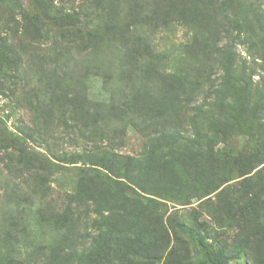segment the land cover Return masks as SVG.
<instances>
[{
	"label": "trees",
	"instance_id": "trees-1",
	"mask_svg": "<svg viewBox=\"0 0 264 264\" xmlns=\"http://www.w3.org/2000/svg\"><path fill=\"white\" fill-rule=\"evenodd\" d=\"M9 1L0 0V11L8 12L14 9ZM102 1L107 2V0H38L37 3L42 4L49 13L51 33L62 28L74 35L75 31L83 33L88 28L87 25H79L84 19L82 12L85 7L90 3ZM118 1L134 3L137 5L135 8L138 6L145 8L148 14L147 21L140 24L142 28L148 26L147 34L137 36L139 27L134 23L130 24L128 31L129 35L131 32L135 36L132 43L117 36L102 38L98 42L97 38L95 45H98L93 50L75 52L62 50L60 44L65 36L57 38L58 36L52 34L54 37L50 47L54 65L52 70L67 75L74 68L91 67L88 73H91L101 85V94L104 96L94 102L91 101L85 84L82 93L76 94L70 92L72 90L62 89L59 96L61 106L64 109L72 107L70 113L78 118L74 120L78 126L86 129V125L78 122L81 108L88 116L94 111L99 115V119L94 123L95 125L97 123L98 128L93 127L97 133L100 130L110 131L111 121L116 116H130L128 122L138 127L140 123L135 122V117L136 112L140 110L139 112L144 115L142 116L144 127L140 128L148 132L146 146L139 156L123 155L109 146L106 148L98 144L91 145L86 141L81 150L70 151L52 146L48 139L40 140L33 124L17 125V135L10 138L16 146L5 149L0 147V150L6 151L10 157L9 161L15 163L8 168H15L27 176L30 175L32 183L28 184L30 189L24 194L18 191L22 190L20 185L17 186L13 193L15 196L9 199L8 192L1 203L0 264H99V259H110L115 250L111 247L105 252L99 250V246L106 244L105 240L103 245H99L102 236L93 237L92 229L85 235L80 234V216L74 214L73 208L78 211L79 207L88 206L87 211L95 215L91 218L89 227L103 225L106 229L119 224L117 214L135 215L136 211L112 197L115 191L130 187L143 197L149 194L150 196L146 197L170 198L163 187L171 179L174 180V186H181L179 166L184 168L189 179L196 178L195 182L201 184L199 186L201 189L205 188L204 184L209 183L208 179L219 181L218 176L214 175L211 178L210 174L204 175L202 171L191 168L192 165L203 166L204 163L195 161L199 154L197 149L189 147L187 151L172 152L169 155L164 149L168 146L171 152L169 145L197 144L201 145L200 149L206 147L211 155L209 148L214 151L218 149L216 147L219 143H225L228 137L225 132L228 128H234L237 124L242 125V115L245 113L242 107L247 99L251 111L248 117L250 128H253L251 121H254L255 116H259L264 109V100L257 99L264 98V80L262 82L254 80V75L258 74V62L264 59V0H191L188 2L189 6L194 15L199 16L195 19V24L197 26L203 24L206 27L205 31L211 30L209 50H205V55L202 56H198L200 50L198 54L193 50H189L190 54H184L183 50L180 53L175 52L173 57L164 51L157 53L152 45L156 41L159 28L169 26L171 20L176 22L173 26L180 25L177 20L167 16L169 12L164 11L166 5L169 7L175 4L174 0ZM18 3L16 8L24 20L32 16L27 11L25 2ZM84 34L85 32L81 36V43L77 42L80 46L86 45ZM142 44L145 46L143 49L140 48ZM239 44L244 46L245 55L236 50ZM194 57L199 58V61H190ZM66 69L68 71H65ZM81 77L84 78L83 75ZM254 95L256 98L252 101L251 97ZM54 99L50 103L51 107L58 100ZM86 104H90V108L85 107ZM188 104L189 111L186 113ZM106 105L109 111L107 118L102 116L103 107ZM122 106H125L129 115H126V112L118 113V110L124 111ZM137 107H140L139 110ZM10 111L12 115L19 112L14 105ZM105 124L107 127L103 128ZM113 131L115 132V129ZM84 134L88 137L85 132ZM29 139L36 145L43 146L46 153L29 147L27 145ZM228 155L236 163L239 162L233 154L227 153ZM209 161L213 162L210 157ZM78 162L82 165L77 168L79 180L73 188L66 191L65 206L59 210L50 205V202H53L51 195L55 193L57 187L51 182L55 181L56 168ZM103 169L108 173L101 174ZM136 169L149 174V181H142L140 184L133 182L131 176L138 177ZM213 174L215 172H212ZM167 175L171 178L164 181ZM110 181L114 182L113 188L117 190L110 188L102 193L95 188L99 184H107L109 187L110 184L107 182ZM135 187L139 190L137 191ZM49 195L50 200H45ZM125 198L129 200L127 196ZM134 202L138 205L137 210L146 209L138 199ZM4 221H9L12 227L18 225L21 229L15 227L7 229L6 234ZM171 223L201 254L200 258L190 264H229L233 257L244 253L239 247L231 249L213 243L207 232L203 230L197 232L183 221L171 220ZM106 235L104 239H108L107 243L113 240V237H110L114 236L112 232H106ZM130 252L135 254L133 251Z\"/></svg>",
	"mask_w": 264,
	"mask_h": 264
},
{
	"label": "rangeland",
	"instance_id": "rangeland-1",
	"mask_svg": "<svg viewBox=\"0 0 264 264\" xmlns=\"http://www.w3.org/2000/svg\"><path fill=\"white\" fill-rule=\"evenodd\" d=\"M20 1L25 2L27 11L32 14L25 20L16 8ZM20 1L10 0L9 4L14 9L8 12L0 11V138L4 139L0 140V147L5 149L16 146L10 138L17 135V125L30 124L32 126L33 124L37 137L40 140H50L52 146L57 148L70 151L81 150L86 141L91 145L98 144L106 148L109 146L123 155H141L146 146L148 132L140 128L144 127L142 123L144 115L139 112L140 107H137L139 111L136 112L135 117V122L140 123L138 127L128 122L130 116H116L111 121L110 131L101 132L100 130L97 133L93 127L98 128L97 123L96 125L94 123L99 119V115L94 111L88 116L85 111L83 112V108L80 109L81 117L78 122L86 125V129L78 126L74 121L78 118L70 113L72 107L64 109L61 106L62 101L59 96L62 89L72 90L70 92L76 94L82 93L85 84L89 97L94 102L104 96L101 94V85L91 73H88L91 67H77L67 75L55 73L52 70L54 65L50 47L54 38L52 34L58 36L57 38L65 36L61 44L59 43L60 48L72 52L93 50L98 45H95L97 38L98 42L102 38L109 39L117 36L132 43L135 36L131 32V36L128 34L130 24L135 23L139 27L137 36H145L148 32L146 31L148 26L142 28L140 24L147 21L146 15L148 14L145 8L139 6L135 8L137 5L134 3L118 0L88 4L82 12L84 18L82 24H79L88 26L84 30L86 45L80 46L77 42L81 41L84 32L75 31L74 35H71L70 32L61 28L51 33L52 28L48 21L47 9L37 3L38 0ZM173 2L175 4L170 5L171 7L166 5L164 11L169 12L167 16L177 20L180 25L173 26L176 22L171 20L169 26L159 28L152 48L157 53L164 51L170 57H173L175 52L180 53L183 50L184 54H190L189 50L198 54L200 50L198 56L205 55V50H209L211 30L205 31L206 27L203 24L200 26L195 24L194 21L199 16H195L189 6L188 2L191 0H174ZM163 29L165 30L162 31ZM189 43L192 46L189 47ZM143 46L144 44L140 48L143 49L145 47ZM236 50L242 55L246 54L243 45H237ZM190 61H199V58L194 57ZM17 70L19 72H16ZM257 73L254 75V80L262 82L264 80V59L259 60ZM82 75L84 78L81 77ZM74 88L75 91H73ZM242 93L243 90L240 91L241 101L243 100ZM54 98L58 100L51 107L50 103ZM255 98L256 95L252 96V101H255ZM257 99L264 100V98ZM248 101L249 99L243 105L245 111L242 107L245 112L242 115V125L237 124L234 128H228L225 132L228 136L225 143H219L216 147L218 149L214 151L209 148L211 155L206 147L200 149L201 145L197 144L169 145L171 152L168 146L164 149L168 155L172 152L187 151L189 147L197 149L199 154L195 161H199L200 164L204 161L205 164L199 167L192 165L191 168L202 171L204 175L210 174L211 178L214 175L218 176L219 181L208 179L209 183L204 184L205 188L201 189L199 187L201 184L195 182L196 178L189 179L184 168L179 166L178 174L182 178L180 187L174 186L173 179L168 181L171 178L168 175L163 179L168 181L163 189L170 198L164 199L156 196L148 198L149 194L143 197L130 187L115 191L112 197L136 211L135 215L117 214L119 224L106 229L103 225L102 227H97V225L94 228L89 227V222L95 215L87 211L88 206L79 207L78 211L73 208L74 214L80 216V234L85 235L88 231L91 232L89 229H92L93 237L102 236L99 245H103L106 240V244L99 246L101 252H105L109 247L115 250L110 259H99V264H190L196 261L201 254L195 250L188 238L172 225L171 220L183 221L197 232H202V230L207 232L210 240L217 245L231 249L241 248L244 253L233 257L229 264H264V109L259 116H255V122L251 121L253 128H250L248 117L251 111ZM133 104L137 103L133 102ZM13 105L17 106L19 111L17 115L10 113ZM189 105L186 106V113L189 111ZM85 107L90 108V104H86ZM122 107L124 111L118 110V113L124 114L127 109L125 106ZM103 110L102 116L107 118L109 116L108 106L103 107ZM76 114L79 116V113L76 112ZM126 115L129 114L126 112ZM106 127V124L103 125V128ZM89 132L92 133L89 134ZM27 145L46 153L43 146L36 145L30 139L27 140ZM227 153L236 156L239 162L236 163L229 155L227 156ZM9 159L6 151L0 150V217L2 216L1 203L6 198L5 194L9 192L8 198H13V193L19 185L22 190L18 191L24 194L30 189L28 184L32 183L30 175L27 176L15 168H8L15 165ZM81 166L78 162L56 168L55 181L51 182L57 187L55 193L51 195L53 198V202H50L51 206L59 210L65 206L66 191L68 192L77 184L79 180L77 168ZM139 171L136 169L138 177L130 175L131 180L136 184L142 181L148 182L150 175ZM212 172L215 174L212 175ZM105 173L108 171L103 169L101 174ZM229 178L231 179L227 181ZM107 183L110 184L109 187L107 184H99L95 188L102 193L110 188L117 190L113 188L114 182ZM135 189L139 190L138 187ZM51 196L49 195L45 200L49 201ZM126 196L129 200L125 198ZM135 199L142 202L146 209L137 210L138 205L134 202ZM4 224L5 232L14 227L21 229L18 225L12 227L9 221H4ZM109 231L114 236H110L113 240L107 243L108 239H104V236H107L106 232ZM102 233L105 235H101ZM130 251L135 254H131Z\"/></svg>",
	"mask_w": 264,
	"mask_h": 264
}]
</instances>
